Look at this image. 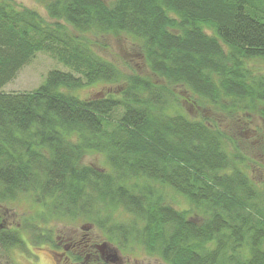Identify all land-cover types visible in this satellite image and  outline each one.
Returning <instances> with one entry per match:
<instances>
[{
  "label": "trees",
  "instance_id": "obj_1",
  "mask_svg": "<svg viewBox=\"0 0 264 264\" xmlns=\"http://www.w3.org/2000/svg\"><path fill=\"white\" fill-rule=\"evenodd\" d=\"M38 1L50 20L0 0V201L34 194L41 210L24 221L44 244L54 237L38 235L37 222L82 218L166 264H264V173L218 120L186 114L174 93L235 122L264 121V73L249 66L264 60V0ZM107 33L130 38L162 85L103 57L95 47ZM38 51L70 71L50 70L30 92L2 91ZM95 83L118 88L72 93ZM93 153L107 167L81 162ZM163 188L190 209L168 204ZM117 207L126 223L109 218ZM0 246L25 241L0 228Z\"/></svg>",
  "mask_w": 264,
  "mask_h": 264
},
{
  "label": "rangeland",
  "instance_id": "obj_2",
  "mask_svg": "<svg viewBox=\"0 0 264 264\" xmlns=\"http://www.w3.org/2000/svg\"><path fill=\"white\" fill-rule=\"evenodd\" d=\"M14 1L36 10L44 19L50 20L43 5L38 0ZM103 1L110 4L114 0ZM97 40L98 44L95 48L98 52L103 57L114 62L121 71L144 76L153 83L162 85L163 80L148 69L137 45L132 43L130 38L120 33H107L100 36ZM249 66L255 73H264V60H251ZM50 70L70 71L67 66L51 57L48 53L38 51L20 68L15 78L2 87V91L12 93L33 91L44 81ZM117 88L115 85L95 83L91 86L74 90L72 93L80 98H90L104 96L108 91L115 92ZM174 93L179 98L180 109L186 114L194 115L195 117L207 116L218 120L223 129L240 140L239 144L242 153L246 157L245 163L251 164L254 169L258 168L264 173V121L258 114H252L247 122H240L242 121L241 119L238 120L239 122H235V117H226L223 113L212 110L204 103L197 104V99L192 96L189 97L184 89L175 87ZM119 111L117 114L120 113ZM81 162L99 168L107 167L104 156L98 153L84 155ZM162 191L165 201L174 208L178 210L190 209V205L183 196L169 188H163ZM40 210L41 206L37 204V199L32 193H19L13 198L0 201V228L5 230L18 228L25 241V246L21 248H12L5 251L0 246V264H56V259L48 252V247L43 243L42 237L37 241L30 232L26 231V222L24 220ZM109 215V218L117 223H126L129 220V216L118 207L110 210ZM89 222L88 219L83 220L82 218L71 220L52 217L45 221L37 222L36 225L39 230L38 235L50 233L52 237H56L58 234L68 236L82 232L94 234L101 245H106V248L113 253L118 252L126 264H166L157 257L148 255L143 246L136 242H131L125 248H120L117 243L107 241L104 236V229H99L95 224ZM37 245H42V248Z\"/></svg>",
  "mask_w": 264,
  "mask_h": 264
},
{
  "label": "flooded vegetation",
  "instance_id": "obj_3",
  "mask_svg": "<svg viewBox=\"0 0 264 264\" xmlns=\"http://www.w3.org/2000/svg\"><path fill=\"white\" fill-rule=\"evenodd\" d=\"M53 240V243L45 244L56 264H126L118 252L109 251L94 234L88 232L68 236L58 234ZM42 245L37 246L42 248Z\"/></svg>",
  "mask_w": 264,
  "mask_h": 264
},
{
  "label": "water",
  "instance_id": "obj_4",
  "mask_svg": "<svg viewBox=\"0 0 264 264\" xmlns=\"http://www.w3.org/2000/svg\"><path fill=\"white\" fill-rule=\"evenodd\" d=\"M88 227V226H87ZM115 255V254H114Z\"/></svg>",
  "mask_w": 264,
  "mask_h": 264
}]
</instances>
